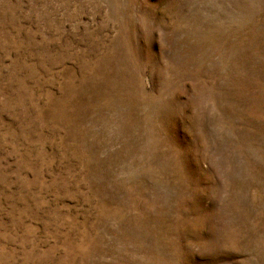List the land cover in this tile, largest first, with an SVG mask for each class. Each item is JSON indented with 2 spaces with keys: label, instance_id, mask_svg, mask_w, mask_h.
I'll list each match as a JSON object with an SVG mask.
<instances>
[{
  "label": "rangeland",
  "instance_id": "374dc122",
  "mask_svg": "<svg viewBox=\"0 0 264 264\" xmlns=\"http://www.w3.org/2000/svg\"><path fill=\"white\" fill-rule=\"evenodd\" d=\"M0 264H264V0H0Z\"/></svg>",
  "mask_w": 264,
  "mask_h": 264
}]
</instances>
